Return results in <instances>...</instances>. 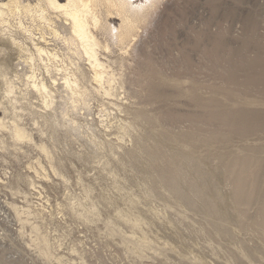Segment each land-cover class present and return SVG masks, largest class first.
I'll return each instance as SVG.
<instances>
[{"label":"rangeland","instance_id":"1","mask_svg":"<svg viewBox=\"0 0 264 264\" xmlns=\"http://www.w3.org/2000/svg\"><path fill=\"white\" fill-rule=\"evenodd\" d=\"M153 9L133 68L121 69L125 94L74 113L94 125L106 149L83 129L57 128L53 142L49 130L59 177L45 160V169L37 166L41 156L31 145L0 150V264H59L42 255L30 227L19 233L9 203L23 206L24 199L4 182L30 194L39 212L31 221L64 264H264L258 207L242 215L235 177L226 176L236 162H252L246 183L264 196V0H158ZM115 101L131 112L113 108ZM103 104L112 106L107 137L98 116ZM124 119L139 121L121 142L116 124ZM106 141L121 146L117 155ZM196 185L207 188L197 193ZM84 207L95 216H79ZM128 218L144 224L133 227ZM141 236L151 248L139 257L130 249Z\"/></svg>","mask_w":264,"mask_h":264},{"label":"bare ground","instance_id":"2","mask_svg":"<svg viewBox=\"0 0 264 264\" xmlns=\"http://www.w3.org/2000/svg\"><path fill=\"white\" fill-rule=\"evenodd\" d=\"M138 1L0 0L1 151H7L9 146L18 149L21 144L31 145L41 156L38 160L36 159L37 166L45 169L42 164L45 160L52 173L59 177L64 175L55 162L52 145L46 142L49 130L52 131L49 135L53 142V133L57 132V128H64L67 132H74L80 128L89 134L94 145L106 149L104 142L97 140L94 125L89 123L88 119L83 120V116L82 120L78 121L80 116L75 118L74 113L91 112L90 103L93 100L107 99L113 102L112 99L119 100L121 93H124L123 85L129 80L121 69L125 64L129 67L133 65L135 56L138 55L136 53L137 39L143 32L142 29L147 26L151 11L158 0ZM150 75L152 76V73L148 74ZM261 78L264 79V74ZM248 80L261 83L253 76ZM108 105L103 104L98 115L99 123L103 128L102 132L106 133V136L103 134L102 137H107V133L114 126L111 123L112 113L109 112V107L113 105V108L117 107L118 111L124 114L129 109L123 110L120 106L123 104L116 101ZM123 107L126 106L123 105ZM135 120L127 119L118 126L116 124L118 140L123 142L125 137L136 131L139 120ZM108 141L106 142L110 143ZM21 147H19L20 150ZM108 148L109 153L117 155L118 148L121 146L110 143ZM251 163L244 160L236 162L235 167L228 169L226 176L235 177L232 190L236 197V207L242 215H247L252 206H257L262 219V232H264V196L258 199L255 187L246 183L251 175V172L248 174V169L252 167ZM237 167L242 171L235 173ZM244 171L245 174H243ZM16 177L20 180L21 176L18 174ZM4 183L8 185L6 187L11 192L22 195L24 199L23 206L15 202L9 203L19 223V233L24 234L27 226L30 227L31 235L34 234L35 238L33 241L43 243V247L39 248L42 255L48 259L57 260L59 264H64L62 257L52 253L53 245L48 235L41 231V227L36 222L31 221L39 216V212L34 209L33 201L29 198L30 194L8 182ZM28 185L36 188L33 179H29ZM204 188L207 187L196 185L195 190L200 193ZM178 189L175 188L174 191H179ZM214 200L215 202L209 208L211 212H214L217 205V200ZM95 211L94 207H84L79 216L89 219L90 213L95 216ZM224 217L229 216L226 214ZM141 218H136L134 221L128 218L126 221L131 222L133 227H139L144 224ZM1 230L4 231V228ZM128 240L124 242L127 243ZM149 248H151L150 243L145 236H141L130 252L140 257L143 249Z\"/></svg>","mask_w":264,"mask_h":264}]
</instances>
